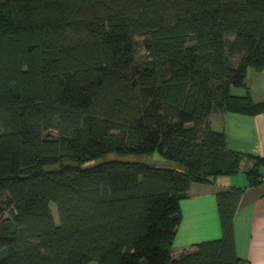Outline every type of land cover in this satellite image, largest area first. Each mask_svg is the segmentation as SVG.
<instances>
[{"label":"trees","instance_id":"16d2710c","mask_svg":"<svg viewBox=\"0 0 264 264\" xmlns=\"http://www.w3.org/2000/svg\"><path fill=\"white\" fill-rule=\"evenodd\" d=\"M248 67L264 0H0V264H248L244 187L216 194L220 237L171 251L191 183L244 158L211 114L264 112Z\"/></svg>","mask_w":264,"mask_h":264},{"label":"crops","instance_id":"0c3cea01","mask_svg":"<svg viewBox=\"0 0 264 264\" xmlns=\"http://www.w3.org/2000/svg\"><path fill=\"white\" fill-rule=\"evenodd\" d=\"M247 86L253 101L264 100V69L247 68ZM234 95H244L245 87L232 86ZM211 126L224 130L228 149L244 155L239 170L218 175L213 182L191 183L188 195L179 201L180 219L171 248L173 255L196 243L221 236L216 194L231 186L244 187L233 216L236 254L248 264H264V165L261 181L247 185L246 156L264 158V112L247 114L225 111L211 114Z\"/></svg>","mask_w":264,"mask_h":264},{"label":"rangeland","instance_id":"374dc122","mask_svg":"<svg viewBox=\"0 0 264 264\" xmlns=\"http://www.w3.org/2000/svg\"><path fill=\"white\" fill-rule=\"evenodd\" d=\"M141 158L154 162V161L160 160L161 157L157 152H155L152 155H149V156L144 155ZM246 160L251 162V164L255 162L253 158H246ZM50 208L52 211L53 218L57 222L58 221V214H57L56 205L54 202H50Z\"/></svg>","mask_w":264,"mask_h":264}]
</instances>
